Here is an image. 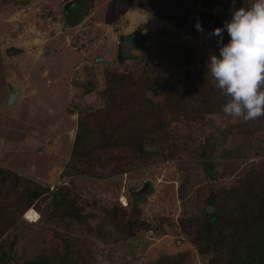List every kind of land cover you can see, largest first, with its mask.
<instances>
[{
	"label": "rangeland",
	"instance_id": "374dc122",
	"mask_svg": "<svg viewBox=\"0 0 264 264\" xmlns=\"http://www.w3.org/2000/svg\"><path fill=\"white\" fill-rule=\"evenodd\" d=\"M133 1L0 0V169L50 191L68 186L69 194L77 195L84 212L96 211V216H101L100 205L120 204V199H128L148 184L149 191L139 205L152 226L162 227L128 240L109 229V236L99 239L76 221H48L46 210L52 206L47 196L42 198L40 209L24 213L5 239L11 243L17 237L19 264L61 248L60 236L81 240L89 248L82 247L78 264H206L208 257L198 255L194 245L181 235L177 223L180 216L184 211H198L209 189L230 186L251 169V163L264 161V153L257 154L258 148L264 147V120L252 128L242 124V118L209 115L205 124L176 123L174 151L168 150L165 156L128 172L102 178L82 176L70 169L79 125V114L70 110L78 105L82 115L87 116L104 106L102 86L81 96L86 86H93L91 79H102L105 69L126 73L145 70L179 78L185 74L186 45L194 41H181L174 26L149 12L131 8ZM213 11L220 14L223 8L217 6ZM138 31L146 38L143 48L134 51L130 60L119 62L120 37ZM210 54L219 55V49L207 52L206 63ZM207 80L211 81L210 75ZM14 90H20V96L14 106L7 107L6 98ZM209 93L213 98L223 96L215 87ZM158 98L164 100V96ZM142 99L134 103L139 107ZM231 129L235 133H228ZM254 130V136H247ZM243 145L248 146L240 157L226 156L228 149ZM202 150L216 165L211 174L204 170ZM214 174L217 179L212 182ZM184 182L188 194L185 204L178 198ZM25 185L21 183L16 190L5 186L0 193L2 221L13 213L17 217L24 208L20 192ZM30 210L39 213L37 223L25 219ZM31 215L37 217L34 212ZM97 222L92 221V227Z\"/></svg>",
	"mask_w": 264,
	"mask_h": 264
},
{
	"label": "trees",
	"instance_id": "16d2710c",
	"mask_svg": "<svg viewBox=\"0 0 264 264\" xmlns=\"http://www.w3.org/2000/svg\"><path fill=\"white\" fill-rule=\"evenodd\" d=\"M217 6H222V13H214ZM248 6L249 0L131 2V8L149 12L174 26L181 41H194L186 45L185 74L179 78L174 74L154 75L145 70L126 73L105 69L102 79H91L89 82L93 86H86L81 96L93 93L97 86H102L104 106L87 116L82 115L78 105L70 110L71 113L79 114L77 136L71 153L74 164L70 169L82 176L102 178L128 172L154 158L165 156L168 150L174 151L172 146L176 137L173 126L176 123L193 126L205 124L206 116L225 115L222 107L226 98H213L209 93V89L214 86L212 81L207 80V52L219 49L216 38L209 34L218 27L222 28L226 20H231L233 11ZM197 21L203 28L202 33L196 30ZM223 36L226 44L230 39L226 30ZM149 94L153 96L150 98ZM161 96H164L163 101L158 98ZM142 97L138 107L134 102ZM263 120L264 116H261L243 121L242 124L254 128ZM92 127L95 131H92ZM233 130L228 133H235ZM254 133L256 130L246 134L251 137ZM248 145L233 151L227 148L225 154L230 158L240 157ZM258 149L257 154L264 153V147ZM121 152L123 154L120 156ZM201 158L205 160L202 162L204 170L211 174L216 165L208 161L210 158L204 150L201 151ZM95 166H99L100 170L96 172ZM250 167L230 186L209 189L201 208L191 213L184 211L177 222L181 235L194 245L198 255L208 257L206 264H264V161L258 165L251 163ZM216 177L212 175L211 181L215 182ZM21 183L26 184L20 192L25 200L22 203L24 208L20 209L17 217L13 213L6 221L0 218V264H19L20 257L15 251L17 237L11 243L5 239L24 213L31 208L40 209L42 198L47 196H50L52 206L51 210H46L48 221H76L99 239L108 237L109 229L128 240L138 233L162 228L152 226L144 218L143 208L139 205L142 197L139 193L128 199L123 198V201L120 199V204L110 207L100 205L101 216H96V211L84 212L77 195L72 197L69 194L68 186L50 191L10 170L0 169V193L5 186L16 190ZM185 183L178 190V198L184 204L188 201ZM29 184L33 186L27 187ZM96 219L97 225L92 227L91 222ZM58 238L62 240L61 248L35 255L25 264H78L82 258V247L89 249L83 246L81 240H69L63 236ZM187 256L182 255V258Z\"/></svg>",
	"mask_w": 264,
	"mask_h": 264
},
{
	"label": "clouds",
	"instance_id": "9594fccd",
	"mask_svg": "<svg viewBox=\"0 0 264 264\" xmlns=\"http://www.w3.org/2000/svg\"><path fill=\"white\" fill-rule=\"evenodd\" d=\"M195 27L203 32L199 21ZM209 35L216 38L219 55H209L207 74L226 98L223 113L244 121L264 116V0H249L248 7L233 11L231 20Z\"/></svg>",
	"mask_w": 264,
	"mask_h": 264
},
{
	"label": "water",
	"instance_id": "95a60500",
	"mask_svg": "<svg viewBox=\"0 0 264 264\" xmlns=\"http://www.w3.org/2000/svg\"><path fill=\"white\" fill-rule=\"evenodd\" d=\"M146 38L144 34L133 32L120 37L118 46L117 59L120 62H126L133 57L134 51H139L143 48ZM20 96V90L10 92L6 98L5 106H14ZM149 185L139 192V195L144 196L149 191Z\"/></svg>",
	"mask_w": 264,
	"mask_h": 264
},
{
	"label": "built area",
	"instance_id": "2783aa9c",
	"mask_svg": "<svg viewBox=\"0 0 264 264\" xmlns=\"http://www.w3.org/2000/svg\"><path fill=\"white\" fill-rule=\"evenodd\" d=\"M30 211H32V210H30ZM30 211H29V212H30ZM33 211H34V210H33ZM29 212H27V214H28ZM34 212H35V214H36V216H37V217H35V218L33 219L34 222H32L31 219L27 218V214L25 215V219H26L28 222H30V223H37V222L40 220V215H39V213H37L36 211H34Z\"/></svg>",
	"mask_w": 264,
	"mask_h": 264
},
{
	"label": "bare ground",
	"instance_id": "6f19581e",
	"mask_svg": "<svg viewBox=\"0 0 264 264\" xmlns=\"http://www.w3.org/2000/svg\"><path fill=\"white\" fill-rule=\"evenodd\" d=\"M32 212H34L33 210L32 211H30L28 214H27V217L29 218V216L32 214ZM35 213V212H34ZM31 220H33V219H31Z\"/></svg>",
	"mask_w": 264,
	"mask_h": 264
},
{
	"label": "snow or ice",
	"instance_id": "6c2138e0",
	"mask_svg": "<svg viewBox=\"0 0 264 264\" xmlns=\"http://www.w3.org/2000/svg\"><path fill=\"white\" fill-rule=\"evenodd\" d=\"M33 218H34V216H32V215L29 216V219H33Z\"/></svg>",
	"mask_w": 264,
	"mask_h": 264
},
{
	"label": "flooded vegetation",
	"instance_id": "af4514ba",
	"mask_svg": "<svg viewBox=\"0 0 264 264\" xmlns=\"http://www.w3.org/2000/svg\"><path fill=\"white\" fill-rule=\"evenodd\" d=\"M137 33H141V34H143L142 32H139V31H138Z\"/></svg>",
	"mask_w": 264,
	"mask_h": 264
}]
</instances>
